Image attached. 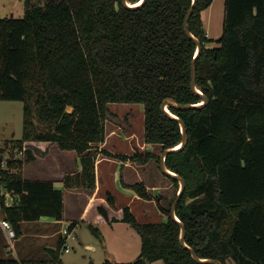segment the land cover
Instances as JSON below:
<instances>
[{
	"label": "trees",
	"instance_id": "16d2710c",
	"mask_svg": "<svg viewBox=\"0 0 264 264\" xmlns=\"http://www.w3.org/2000/svg\"><path fill=\"white\" fill-rule=\"evenodd\" d=\"M212 1L197 0L187 22L201 44L195 87L207 102L194 109L167 107L183 122L187 143L166 155L165 165L185 182L175 215L196 256L264 264V0H224L217 40L207 37L201 19ZM191 4L146 0L130 9L121 0H25L21 18H0V101L23 103L22 137L0 147V188L14 199L6 205L1 195L0 213L15 235L23 223L43 216L61 221L64 207L52 182L22 178L23 163L33 159L24 143L50 142L76 152L80 171L66 174L62 183L88 190L95 187L96 154L90 149L104 140L108 104H141L144 143L161 153L179 146L180 125L161 104L203 102L190 88L196 43L185 33L184 19ZM6 149L26 156L4 160ZM120 158L160 163V154ZM131 188L151 200L142 184ZM176 194L168 208L159 207L165 222L139 223L124 208L120 221L138 233L140 256L101 264H213L195 261L180 245V227L170 218ZM64 242L61 237L49 252L50 263L61 264ZM0 264L44 263L8 257Z\"/></svg>",
	"mask_w": 264,
	"mask_h": 264
},
{
	"label": "crops",
	"instance_id": "0c3cea01",
	"mask_svg": "<svg viewBox=\"0 0 264 264\" xmlns=\"http://www.w3.org/2000/svg\"><path fill=\"white\" fill-rule=\"evenodd\" d=\"M136 108H138V111H140L141 114L143 113V106L141 104ZM128 124L130 125L131 123L128 122ZM141 133L143 134V125ZM36 143L39 144L38 148L40 150L41 148L44 149L47 147L48 151L51 150V153L48 154L49 158L47 159L37 157L36 154L31 153L33 159L29 162H32L33 164L35 163L36 165L33 166L29 175L23 176V178L27 180L52 182L54 189L62 192L64 206L63 217L61 221H56L53 218L43 216L35 222H25L21 227V235H15L13 240L18 244L23 240L29 243V241L35 239L34 242L37 243L36 246H38V244L43 245L42 251H44L47 256H50L49 252L55 248L57 241L61 239L60 231L65 225L64 223H67V227L72 223L75 225L71 231V233H73V230L78 227L80 223H85L87 227L89 225L93 226L90 218L91 215H93V217H95L98 221L109 224L113 222H121L120 219L122 217L123 209L128 208L134 215L131 209L134 205H141L140 207L137 206V212H140L141 209L144 215H146L147 211L145 204L150 203V200L139 197L131 188L132 185L137 183L142 184L148 194H151L152 196L162 194L164 191H167L166 193H170L171 187H173L172 183L168 184V182H162L161 178L157 177L153 169L150 172V159L140 164L136 161H131L129 159L124 160L123 158H120L121 156L131 157L136 153H148L154 155V151L156 150L155 148L158 146L144 143L143 135L141 139H136L133 130L123 129L117 122L112 123L107 122L106 120L103 142L99 145H92L90 149L96 154L94 163L95 187L91 190L83 188H65L62 183L66 174H74L80 171L78 155L76 152L60 150L54 143L50 142ZM136 149H139V151H135ZM52 150L54 151L53 153ZM62 153H64L63 156H65V159L64 157L63 159L57 157L62 156ZM105 153H110L113 156H108ZM115 185L120 188V191L116 192L114 189ZM118 198L121 201L120 204L117 203ZM5 203L6 205H10L8 201ZM157 203L158 207H160V200L157 199ZM100 211H103L106 214V217L102 216ZM166 218L167 216L161 211L159 222H165ZM1 220H3L2 216L0 221ZM25 224H30V226H48V229L40 228L37 229L35 234L26 235L25 230L23 231V226ZM0 229L4 234L3 236L7 240V235H5L1 226ZM53 237L55 238V242ZM26 245L28 246L30 244ZM10 246L11 247L9 248H12V251L16 252L15 245L10 243ZM85 246L87 249H94L92 245ZM18 251L21 252L20 249H18ZM27 255L29 254L23 253L24 257ZM20 260L34 261L25 258H21ZM35 261L44 263L42 260ZM159 262L161 261H157L152 264H160Z\"/></svg>",
	"mask_w": 264,
	"mask_h": 264
},
{
	"label": "rangeland",
	"instance_id": "374dc122",
	"mask_svg": "<svg viewBox=\"0 0 264 264\" xmlns=\"http://www.w3.org/2000/svg\"><path fill=\"white\" fill-rule=\"evenodd\" d=\"M33 4L39 3V0H29ZM24 2L25 0H0V18L4 17H16L21 18L24 14ZM224 17V0H213L210 6L201 12V19L203 27L207 37L211 40H217L222 34V24ZM216 46L215 43H212ZM140 104H108L110 115L107 122L118 123L123 129H131L135 133L136 139L142 137V125H143V113L138 111ZM127 109V110H126ZM128 122L131 124L129 125ZM106 123V122H105ZM23 134V103L21 102H8L0 101V147H2L3 140L20 139ZM138 137V138H137ZM55 144V143H54ZM56 145V144H55ZM39 144L36 142L24 143V150L27 149L30 153L36 154L37 157H43L44 159L49 158L48 148H38ZM57 146V145H56ZM154 155L161 154L160 148H155ZM23 150V151H24ZM139 151V149L135 150ZM54 151L52 150V153ZM57 156L60 159H65V156ZM138 154V153H137ZM25 153L22 151L12 152L11 150H5L3 154L4 160L7 158H15L24 160ZM43 159V161H44ZM138 162V161H136ZM141 164V162H138ZM36 165L32 162H25L21 168V176H28L29 172L32 171L33 166ZM153 169L157 177H160L162 182H171L164 178L159 171V164L156 160L150 159V172ZM170 193L159 194L157 196H151L150 203H146L147 214L141 211L137 212L138 207L141 205H134L131 207L137 221L139 223H156L160 221L161 210L158 207L157 199L160 200L159 206L162 208H168V202L176 194L179 185L172 184ZM114 189L116 192L120 191V188L115 185ZM169 190V189H168ZM147 191V190H146ZM148 193V192H147ZM5 195V202L9 204L13 202V198L3 192V188H0V196ZM117 203L120 204V199H117ZM152 201V202H151ZM156 201V202H155ZM149 202V201H147ZM150 210V212H149ZM150 213V214H148ZM0 213V219H1ZM91 221L93 226L87 227L85 223H80L78 227L73 230V233L68 237L67 244L69 251L61 252L62 264H101L104 260L108 259L116 263H131L137 259L140 254L141 241L138 233L129 224L122 222H113L111 224L98 221L93 215H91ZM66 222V221H65ZM62 227L64 230L67 227V223ZM48 226H35L25 224L23 231L25 230L26 235H33L40 228H47ZM48 229V228H47ZM51 230V229H50ZM49 230V232H50ZM62 236V232L60 231ZM39 234V233H38ZM3 232L0 229V259L12 257L17 261L20 259H31V260H42L44 264L50 263L49 256L43 250V245L36 246V242L31 240L25 242V240L19 242H11L3 236ZM57 235V234H56ZM54 242L55 238L53 237ZM10 243L15 245V251L10 249ZM30 244V245H26ZM85 245H92L94 249H87ZM21 250V252L18 251ZM14 250V246H13ZM12 251V252H11ZM15 252V253H14ZM23 253H28L26 257ZM22 254V255H21ZM45 255V256H44ZM163 264L162 262H159ZM152 264V263H148Z\"/></svg>",
	"mask_w": 264,
	"mask_h": 264
},
{
	"label": "water",
	"instance_id": "95a60500",
	"mask_svg": "<svg viewBox=\"0 0 264 264\" xmlns=\"http://www.w3.org/2000/svg\"><path fill=\"white\" fill-rule=\"evenodd\" d=\"M146 0H141L139 4L137 5H130L126 2V0H121L122 4L127 7V8H130V9H134L136 7H139L140 5H142ZM196 1L197 0H192V4L186 14V17L184 19V31L186 33V35L191 38L195 43H196V53L194 55V59L191 63V81H190V88L198 93L201 98H202V103L201 104H198V105H192V104H178L177 102H175L173 99H165L162 104H161V110L167 115L169 116L170 118H173L175 120L178 121L179 125H180V130H181V134H182V141L181 143L179 144V147L178 148H170V149H166L164 150L161 155H160V163H159V167H160V171L161 173L166 176V177H170V178H174L177 180L178 182V185H179V188H178V191H177V194H176V198L175 200L173 201L172 205H171V208H170V218L175 221L179 227H180V235H179V243L182 247L186 248L189 250L192 258L197 261V262H208V263H213V264H220L219 262L217 261H214V260H202V259H199L196 254L194 253V251L192 249H190L186 243L184 242V235H185V228L183 226L182 223H180V221L178 220V218L176 217L175 215V207L180 199V196L185 188V182L184 180L179 177L178 175H176L175 173L171 172L170 170H168L166 168V165H165V157L166 155H168L170 152H175L177 150H179L180 148L184 147L187 143V137H186V133H185V126L183 124V122L181 120H179L175 115H172L170 114V112L168 111L167 107L168 106H173L175 108H178V109H194V108H198L200 106H202L203 104H205L207 102V98L205 96H203V94H201V92L199 90H197V88L195 87V76H196V72H195V59L197 58L198 54L200 53L201 51V44H200V41L195 38L191 33L190 31L188 30L187 28V22H188V19L190 17V15L192 14V11L195 7V4H196ZM140 256V254H139Z\"/></svg>",
	"mask_w": 264,
	"mask_h": 264
},
{
	"label": "built area",
	"instance_id": "2783aa9c",
	"mask_svg": "<svg viewBox=\"0 0 264 264\" xmlns=\"http://www.w3.org/2000/svg\"><path fill=\"white\" fill-rule=\"evenodd\" d=\"M17 151H18L17 149L14 150V152H17ZM0 226L3 229V231L5 232V235H7L8 240L11 242V240H13L15 238V233H14L12 227L10 226V224L8 222H6L5 220H1ZM71 231L68 230V227L65 228L64 230H61V232H62L61 237L65 241L62 251H65V252L69 251L67 240H68V237L72 234Z\"/></svg>",
	"mask_w": 264,
	"mask_h": 264
},
{
	"label": "bare ground",
	"instance_id": "6f19581e",
	"mask_svg": "<svg viewBox=\"0 0 264 264\" xmlns=\"http://www.w3.org/2000/svg\"><path fill=\"white\" fill-rule=\"evenodd\" d=\"M139 3H140V2L136 3V5L139 4ZM170 114H171V113H170ZM171 115H172V114H171ZM178 147H179V146H176L175 148H178Z\"/></svg>",
	"mask_w": 264,
	"mask_h": 264
}]
</instances>
